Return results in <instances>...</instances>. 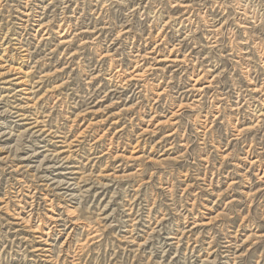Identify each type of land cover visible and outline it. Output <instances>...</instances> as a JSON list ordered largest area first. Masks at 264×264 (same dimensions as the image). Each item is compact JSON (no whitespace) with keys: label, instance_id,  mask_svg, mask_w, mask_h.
I'll return each instance as SVG.
<instances>
[{"label":"rangeland","instance_id":"374dc122","mask_svg":"<svg viewBox=\"0 0 264 264\" xmlns=\"http://www.w3.org/2000/svg\"><path fill=\"white\" fill-rule=\"evenodd\" d=\"M104 1L0 0V264H264V117L233 110L250 93L238 0ZM241 2L259 24L264 0ZM137 50L146 75L117 86ZM200 72L216 77L188 91Z\"/></svg>","mask_w":264,"mask_h":264},{"label":"bare ground","instance_id":"6f19581e","mask_svg":"<svg viewBox=\"0 0 264 264\" xmlns=\"http://www.w3.org/2000/svg\"><path fill=\"white\" fill-rule=\"evenodd\" d=\"M109 0L107 1H104L105 2H108ZM115 1V0H113ZM141 3H137L135 2L134 3V7L132 10H130L131 12H135L137 11L138 9H143L144 7H150V5H144L143 6V3L145 2V0H140ZM201 4H198L197 5H203L205 10H204V13H207L208 11H211V12H216L217 10L216 9H220L222 8L223 10V5L225 3H223L222 0H213V5L211 6H208V3L204 2L202 3L203 0H199ZM242 0H238L237 1V7L239 9L238 13L241 15V17H239V19L243 18L242 16H245L244 19L245 21H239L238 25L240 28H249L250 31H244V35H245V39L243 41H241V44L243 45V47H239V51H241V55H238L237 57L239 58V61H237L238 63L241 64L244 72L247 74V76L249 77V84H250V87H248V90L247 91H250L249 94H244V92L241 91H237V96H236V100L234 101V108L233 110L237 111L236 115V120H240V117L239 116H242L244 117L245 114L243 112H248L250 115H253L255 116V120H251L253 121V124L258 125L263 119H260L261 117H264V71L260 72L259 69H258V63H257V60L255 59V55L253 56L254 53H252V50L255 49L258 53V60L261 62V67H263L264 69V27L261 26L262 24L264 25V13H262L263 17L261 18V22L259 24H257L259 18H258V14L257 12H255L254 10H249L247 9V3L246 4H243L241 2ZM252 1V0H251ZM261 1V0H260ZM150 2V0H149ZM152 2V1H151ZM174 5L172 7H177V6H180V7H183L185 10H187V14H191V9L194 7V5H196L195 3H192V1L190 0H181V1H178V0H174ZM246 2V1H245ZM250 2V1H249ZM254 2V1H253ZM258 2V1H257ZM63 3V2H62ZM66 3V2H65ZM103 3V4H104ZM252 3V2H251ZM255 3V2H254ZM262 3V2H261ZM264 3V2H263ZM101 4V3H99ZM102 4V5H103ZM119 4V3H118ZM250 4V3H249ZM258 4V3H257ZM227 5V4H226ZM254 5V4H253ZM159 6V5H158ZM104 6H102L103 8ZM250 7V6H249ZM252 7V6H251ZM123 8V7H122ZM262 8V7H261ZM99 9V8H98ZM256 9V8H254ZM260 9V8H259ZM263 9V8H262ZM221 10V11H222ZM264 10V9H263ZM142 11V10H141ZM259 11V10H258ZM99 12V11H98ZM218 12V11H217ZM220 12V11H219ZM260 12V11H259ZM261 13V12H260ZM100 14V12H99ZM121 14V13H120ZM214 14V13H213ZM211 14V15H213ZM221 14V13H220ZM102 15V14H101ZM210 15V16H211ZM239 15V16H240ZM261 15V14H260ZM126 16V15H125ZM193 14L192 15H189V16H186L184 18V20H181L180 23H183L185 21H187L189 24H191L193 21V18H192ZM214 16V15H213ZM218 16V15H217ZM217 16H214L211 18V22H210V27H211V30L210 31V42H212L214 45H212V47H215L217 46V43L219 42L218 41V38L217 36L220 34L219 33V30L223 27V25L226 23V21H223L222 22V18H216ZM75 17V16H74ZM77 17V16H76ZM183 17V16H182ZM181 17V18H182ZM79 18V17H78ZM77 18V19H78ZM123 18V17H122ZM128 19V18H127ZM171 19V17H169V20ZM64 20V19H63ZM169 20H166V24H170ZM206 21H209V20H206ZM220 23H223V24H220ZM63 24H65V21L64 23H60L59 27H61ZM106 24V23H105ZM125 24V23H124ZM188 24V25H189ZM249 24H251V26H249ZM39 29L42 28V23L39 24ZM69 25V24H67ZM184 25V24H183ZM95 26V25H94ZM97 27V26H96ZM95 27V28H96ZM162 27V26H161ZM209 27V26H208ZM125 28V27H124ZM191 28V27H190ZM66 29V28H65ZM245 29V30H246ZM38 30V29H37ZM43 30V28H42ZM68 30V29H67ZM95 30V29H94ZM231 30V29H230ZM176 31V30H175ZM194 31V30H193ZM128 32L125 31V33ZM192 30H189V33L186 34V37L185 39H188L187 37L190 36ZM234 33V32H233ZM248 33V34H247ZM64 35V34H63ZM121 35V34H120ZM206 37V36H205ZM204 37V38H205ZM207 38V37H206ZM23 42V41H22ZM21 43V42H20ZM160 44V43H159ZM237 47V46H236ZM23 48V46H22ZM29 47L27 48H23V50H26L28 51ZM156 47H154L155 49ZM153 49V50H154ZM173 49V48H172ZM252 49V50H251ZM152 50V51H153ZM233 50V49H232ZM151 51V52H152ZM156 51L159 52V49L158 47L156 48ZM171 51V50H170ZM149 52V53H151ZM234 53V52H233ZM230 52V55L233 54ZM237 54V53H236ZM135 55V54H134ZM147 55V53L145 52L144 54L142 53V51L140 50H137V54L135 55L136 56V65H135V69L132 71V72H129V74H127L126 76L123 74L124 73H121L119 74V71H121V69H118L116 70V72L114 73V75L112 76H115V81L117 82L116 85L120 86V87H124L126 86L129 87L130 86V83L129 81H135V80H143L144 76L146 75L147 73V68H140L138 65H140L141 61L143 60L144 61V56ZM153 57V56H152ZM208 56H205L204 59L206 58L207 59ZM201 56L198 55L196 56V60H200ZM157 59V58H156ZM166 59V57L164 58H158L157 62H161V61H164ZM186 59V54L184 55V57L179 60L178 57H175L172 61H183ZM114 64V63H113ZM141 66V65H140ZM120 68V66H119ZM204 69V68H203ZM219 69V68H217ZM125 69H123L124 71ZM202 71V70H201ZM195 72V71H194ZM256 74H255V73ZM126 73V72H125ZM202 72H200L199 74H197V78L194 79V84H192V88L191 90H188V91H196V92H202V91H205L204 89H206L205 87H209L210 85V82L215 79L212 78L209 82V85L207 86L206 84H200V79L203 77V75L201 74ZM221 73V72H219ZM218 73V74H219ZM255 74L254 76H252V74ZM123 76V77H122ZM260 76H263L262 78ZM113 83V82H112ZM146 84V83H145ZM144 85V84H143ZM191 85V84H190ZM116 86V88H117ZM136 93V92H135ZM193 93V92H192ZM258 94H260L259 96H257ZM197 96L198 95H201V93H197L196 94ZM195 96V94H194ZM231 96V95H230ZM230 96H227V98H230ZM249 98H246L248 97ZM184 97H187V94L184 96ZM232 97V96H231ZM231 99V98H230ZM214 100V99H213ZM196 101H199V99H197ZM182 105V102L180 103V107ZM219 106V105H218ZM218 109V107H217ZM220 112V111H218ZM16 113H19V111H17ZM36 114V113H35ZM241 114V115H240ZM21 115L23 118L22 119H25V120H30V119H33V122L31 121H28L26 124H29L30 126L33 125L31 128H35V127H38L40 126V123L44 122V121H40L39 117L38 116H25V113L23 114H19ZM235 115V116H236ZM244 115V116H243ZM215 117H218L215 116ZM46 125V124H45ZM44 125V126H45ZM47 126V125H46ZM253 126V125H251ZM50 128V127H49ZM47 128V129H49ZM246 129H249L248 127L246 128H237L236 131L238 134H241L242 132H244V130ZM46 130V129H45ZM37 131H41V129L37 130ZM52 132V131H51ZM24 133V132H23ZM206 134V133H205ZM20 136V135H19ZM63 141V140H61ZM65 144V143H64ZM247 153L250 152V149H247L246 151ZM252 152H250L249 154H251ZM46 156V155H45ZM261 160V159H260ZM259 162L258 158H255L254 160H252V163L254 164L255 162ZM260 167L261 165H259V170H260ZM264 176V171H263V174L261 175V177ZM260 179V178H259ZM64 181V180H63ZM62 181H59V183H61ZM76 185H78V182L74 183ZM73 185V184H71ZM69 188V187H68ZM20 190V189H19ZM31 191V190H30ZM22 193V192H21ZM31 193V192H30ZM29 195H32V194H29ZM32 197V196H31ZM36 197V196H35ZM44 198V197H43ZM27 201V200H26ZM34 201V200H33ZM52 202V201H51ZM30 204V203H29ZM51 205V204H50ZM32 206V205H31ZM31 211V209H30ZM71 211V210H70ZM73 211V209H72ZM31 214V213H30ZM30 220V219H29ZM41 220V219H40ZM42 221V220H41ZM40 221V222H41ZM40 227V223L36 225V228H39ZM49 229L47 232L45 231L46 234L50 233V230L52 229L51 226H48ZM79 247V246H78ZM42 248V247H41ZM47 249V248H46ZM75 254V253H74ZM76 255V254H75Z\"/></svg>","mask_w":264,"mask_h":264}]
</instances>
